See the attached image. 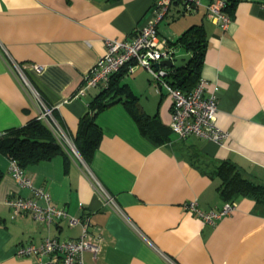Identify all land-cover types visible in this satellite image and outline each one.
Masks as SVG:
<instances>
[{
  "label": "crops",
  "instance_id": "0c3cea01",
  "mask_svg": "<svg viewBox=\"0 0 264 264\" xmlns=\"http://www.w3.org/2000/svg\"><path fill=\"white\" fill-rule=\"evenodd\" d=\"M155 1L0 0V134L39 117L44 103L73 144L78 121L99 89L75 94L104 54V39L131 41L152 16ZM226 1L233 11L226 30L204 5L184 12L176 1L157 27L170 42L193 24L203 26L207 46L200 78L207 81L206 95L217 87L216 123L228 136L217 144L174 134L171 98L136 66L121 80L137 98L135 110L154 127L143 132L121 102L100 111L95 123L101 136L88 163L66 143V157L57 154L22 170L48 201L19 186L9 158L0 153V264H34L33 255L19 256L16 248L82 233L66 218L47 224L29 212L14 215L6 204L13 195L88 217V236L98 252L93 257L85 251L84 264H172L167 258L175 264H264V210L253 199H236L234 210L213 223L184 208L192 200L202 212L222 208L227 201L215 170L224 160L264 184V0ZM171 48L172 57L189 54ZM150 99L157 101L154 111Z\"/></svg>",
  "mask_w": 264,
  "mask_h": 264
},
{
  "label": "built area",
  "instance_id": "2783aa9c",
  "mask_svg": "<svg viewBox=\"0 0 264 264\" xmlns=\"http://www.w3.org/2000/svg\"><path fill=\"white\" fill-rule=\"evenodd\" d=\"M174 1L182 4L184 12H191L204 5L208 16L222 30H226L231 22V14L225 11L228 5L226 0H207L208 3L206 4H204V0H156L152 16L135 32L131 41L115 38L104 39V54L85 74L75 96H82L91 88L106 87L112 75L122 68H126V72L130 73L136 66H142L157 84V87L165 89L171 98L169 128L174 134L180 138L194 135L221 144L228 133L216 123L217 87H214L210 95H206L205 85L207 81L200 78L189 92H182L166 81L163 66L155 67L156 63L171 58L173 55V49L169 46L168 40L160 35L157 24L166 15L171 3ZM15 67L21 75L22 70L19 65L15 64ZM23 81L28 85L25 78H23ZM35 95L38 96L37 93ZM42 104L43 110L38 118L50 126L62 147L68 143L71 150L75 152V147L69 141L66 133L53 120L51 108L44 103ZM10 170L13 176L17 178L19 186L32 189L34 195L41 196L48 201V194L41 189L34 188L30 180L23 175L16 163L11 160ZM105 195L106 202L112 204L121 215L122 211L115 205L112 197L107 193ZM6 204L14 215L29 212L38 221L47 224L53 220L66 218L70 225H79L82 229L81 235L74 239L59 240L58 238L46 237L39 244L29 243L18 246L16 253L19 256L33 255L35 257L34 264H84L83 253L85 251L91 252L93 257L98 252V244L88 236V217L70 216L62 207L49 203L42 207L33 198L18 195L9 196ZM235 205V201L226 202L219 210L202 212L197 207L196 201L192 200L187 202L184 208L197 213L204 221L213 223L215 219L231 213ZM123 217L127 219L125 215ZM167 259L175 264L171 259Z\"/></svg>",
  "mask_w": 264,
  "mask_h": 264
},
{
  "label": "trees",
  "instance_id": "16d2710c",
  "mask_svg": "<svg viewBox=\"0 0 264 264\" xmlns=\"http://www.w3.org/2000/svg\"><path fill=\"white\" fill-rule=\"evenodd\" d=\"M230 7L227 5L225 11L232 15L233 11ZM168 43L171 47H182L188 51L190 59L185 66L171 68L163 66L166 73L165 79L172 87L182 92H189L200 79V69L207 46L204 28L201 24H193L183 30L174 41ZM125 73L126 68H122L112 75L107 86L100 88L87 103L86 111L78 121L77 130L71 140L86 163L91 160L101 136L95 118L100 111L110 105L117 102L123 103L135 120L141 124L143 132L154 127L153 124L150 125V120L146 116L135 110L137 98L127 83L121 80ZM166 139L167 133L161 136V140ZM0 153L14 161L21 171L28 165L49 160L57 154L66 157L65 150L55 138L53 130L38 117L30 119L22 126L1 133ZM215 172L221 180L218 191L224 201L231 202L240 197H248L256 202L257 208L264 210L263 183L228 160L221 161L216 166ZM1 177L0 171V179Z\"/></svg>",
  "mask_w": 264,
  "mask_h": 264
},
{
  "label": "water",
  "instance_id": "95a60500",
  "mask_svg": "<svg viewBox=\"0 0 264 264\" xmlns=\"http://www.w3.org/2000/svg\"><path fill=\"white\" fill-rule=\"evenodd\" d=\"M189 59V54H181L171 58L163 59L160 62L156 63L155 67L158 68L159 66H165L167 68H171L174 66H185L188 63Z\"/></svg>",
  "mask_w": 264,
  "mask_h": 264
},
{
  "label": "rangeland",
  "instance_id": "374dc122",
  "mask_svg": "<svg viewBox=\"0 0 264 264\" xmlns=\"http://www.w3.org/2000/svg\"><path fill=\"white\" fill-rule=\"evenodd\" d=\"M178 50H179V48H178ZM175 51L177 52V48L175 49ZM140 68L143 69V70H145V68L142 67V66H141ZM130 75H131V74H128L127 77H131ZM150 85L152 86L153 89H155L153 83H151ZM144 99H145V98H144ZM149 103H151V104H149L150 106H149V105H148V106L150 107V109H152V111H154L153 109H155L156 104H157V101L154 102L153 99H150V100H149ZM151 107H152V108H151Z\"/></svg>",
  "mask_w": 264,
  "mask_h": 264
}]
</instances>
